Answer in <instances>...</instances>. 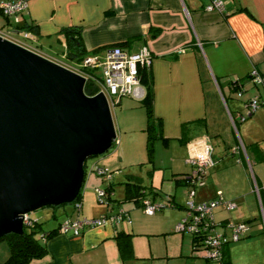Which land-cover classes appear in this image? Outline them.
<instances>
[{"label":"crops","instance_id":"1","mask_svg":"<svg viewBox=\"0 0 264 264\" xmlns=\"http://www.w3.org/2000/svg\"><path fill=\"white\" fill-rule=\"evenodd\" d=\"M210 1L28 0L19 23L33 24L36 30L30 40L48 57H62L67 39L58 31L67 25H81L87 50L116 41H125L129 51L147 46L152 53L154 114L161 117L167 138L154 140L163 151L159 158H151L152 164L146 162V179L143 171L123 172L122 157L105 151L92 164L117 173L108 180L100 177L106 181L104 186L94 180L92 188L87 172L82 189H88V194L85 199L82 192L79 210L70 203L37 211L32 218L43 222L44 231H55L45 238L46 252L29 264H206L204 257L192 252V236L175 228L185 214L187 198L181 176L193 169L186 160L188 145L202 141V136L210 142L213 138L217 151L212 148L213 163L205 171L204 183L195 186L194 199H207L221 190L234 206L219 204L214 219L249 224L244 236L223 245L224 258L228 264H264V102L252 111L247 107L252 96L264 98L263 88L247 78L252 68L264 73V0H223L221 10L207 9ZM0 15V30H7L8 21ZM234 80L240 82L239 90L232 86ZM143 93L140 82L136 93L120 97L122 108L133 109L130 101ZM188 121L183 141L182 123ZM138 123L145 127L146 113L145 123ZM135 178L145 186L146 197L162 201L153 214L132 201H121L125 182ZM97 186L111 188L105 209L93 198ZM44 209L59 217L45 222ZM118 209L128 218L88 226L79 234L56 230L66 215L98 217ZM118 234L122 244L130 245L128 254L122 252ZM0 249V255L6 254L5 248Z\"/></svg>","mask_w":264,"mask_h":264},{"label":"water","instance_id":"2","mask_svg":"<svg viewBox=\"0 0 264 264\" xmlns=\"http://www.w3.org/2000/svg\"><path fill=\"white\" fill-rule=\"evenodd\" d=\"M84 83L60 61L0 34V235L20 232L24 214L72 201L87 158L116 138L106 96L88 95Z\"/></svg>","mask_w":264,"mask_h":264},{"label":"built area","instance_id":"3","mask_svg":"<svg viewBox=\"0 0 264 264\" xmlns=\"http://www.w3.org/2000/svg\"><path fill=\"white\" fill-rule=\"evenodd\" d=\"M28 0H0V13L8 21L7 30H0L4 37L21 44L27 48L38 51L35 46L29 44L33 33L26 27H21L19 16L25 10ZM207 9H222L223 0H211ZM66 50L62 53V59H56L81 74L93 89L94 95L102 92L111 107L123 95L136 93V87L140 83V74L144 68L151 66L152 53L147 46H140L137 50L129 51L124 46L117 44H105L86 52L81 59L67 57ZM247 78L254 84L260 85L264 90V73L256 68L249 70ZM233 87L239 90L241 86L238 80H234ZM85 92V91H84ZM86 93V92H85ZM240 93V91H239ZM264 102V98L252 96L247 101L250 111ZM244 118L243 114H240ZM117 138V137H116ZM200 142H190L186 160L192 164L193 169L184 175L187 186V198L185 200V214L176 224V230L189 233L193 238L192 252L202 256L206 264H228L223 254V245L229 241L238 240L246 234L249 224L246 221L226 220L217 222L214 219V208L223 203L232 208L234 203L225 200L222 191L217 190L210 198L195 200V186L204 183V174L208 166L213 163L212 144L209 139L202 136ZM89 171H94L108 180L116 170L97 163L91 164ZM87 172L88 169L86 168ZM264 192V186H263ZM100 201H106L107 190L104 187H95ZM142 208L148 214H153L162 204L149 197L142 199ZM79 207V203H76ZM127 217L123 209L113 213H105L98 217L65 216L57 226V231L79 234L85 227L103 224L107 221L118 222ZM128 218V217H127ZM29 221V214H24V222Z\"/></svg>","mask_w":264,"mask_h":264},{"label":"trees","instance_id":"4","mask_svg":"<svg viewBox=\"0 0 264 264\" xmlns=\"http://www.w3.org/2000/svg\"><path fill=\"white\" fill-rule=\"evenodd\" d=\"M22 26L26 27L27 29H30L31 31L36 30V28L31 23L21 25V27ZM58 33L63 34L67 39L66 55L68 58L79 60L86 52L89 51L83 46V42L81 38V25L63 26L59 29ZM70 36H73L76 39V41L70 40L69 39ZM124 43L125 41L114 42V44L121 46H123ZM140 82L144 87V93L139 100H140V104L144 107L146 113V123L144 129L146 131V147L148 151V156L149 159H151V155L153 153L154 140L160 138L162 139L163 142L167 141V138L163 135L162 119L161 117L156 116L154 114V109H153L154 92L152 85L151 66H149L148 68H144L141 71ZM84 91L86 93H92L93 89L90 87L88 83H86L84 85ZM119 100L117 102H120ZM195 121L197 122V120ZM189 123L190 121L182 123V135L180 139L183 141L185 139L184 136L187 131V126ZM116 143H117V139L115 138L110 147H113ZM252 146H254V144H252ZM181 178L184 180L186 184L185 177L181 176ZM106 190H107L106 201L108 203L111 197L110 186H107ZM82 192L83 190L81 188V190L78 192L76 197L69 202L73 205L74 210H79L81 207ZM144 197H146L145 186L137 178L132 180H127L125 182V195L123 199H121V201H132L135 204L142 205V199ZM168 202L169 201L167 200V203ZM76 203H79V207H76ZM59 205H51V206L57 207ZM66 216L71 217L70 215H66ZM42 223H43L42 221L29 216V221L24 222L22 230L20 232L9 231L4 234H1L0 241L3 240L6 241L9 247V253L5 259L0 260V264H29L34 259L41 257L46 252L45 238L50 236L55 231V230L44 231L42 227ZM118 237L122 252L128 254V252H130V245L127 242H124L122 244V240H121L122 237H120L119 234Z\"/></svg>","mask_w":264,"mask_h":264},{"label":"rangeland","instance_id":"5","mask_svg":"<svg viewBox=\"0 0 264 264\" xmlns=\"http://www.w3.org/2000/svg\"><path fill=\"white\" fill-rule=\"evenodd\" d=\"M2 16L0 15V21H2ZM1 28V27H0ZM43 42V41H41ZM29 44H31L32 46H34V42L29 40ZM44 45V42H43ZM55 49H57V47H55ZM42 50V49H41ZM44 51V50H42ZM60 49L56 52L59 53ZM59 57L61 58V54H59ZM62 59V58H61ZM123 100L127 101V100H131L130 98L128 99L127 97L124 98L122 97ZM140 98H132L133 102L130 101V103H133V109H131L130 111H126L127 109L122 108V106L124 105L123 102H115L111 107V114L113 117V121L115 122V133H116V139H117V143L113 146L110 147L108 149V151H106L105 153H111L114 154L115 152H117L119 155V157H122V164L123 166L121 167L123 172L127 171V170H131V171H136V172H140L143 171L142 174L145 176L146 179V162H148V164H152L151 162L153 160L149 159L148 156V151H147V147H146V131L144 128H142V124L138 123L139 120L140 121H144L145 123V109L144 107L140 104ZM133 120V121H132ZM119 121V122H118ZM159 141H156L154 147V152L151 155V158H159V153L160 151H163V149H160L162 147H160V143H158ZM212 143V147H213V151L216 152L217 151V143L215 140H211ZM158 144V145H157ZM159 146V147H158ZM109 153V154H110ZM104 153L92 156L87 158L86 160V167L88 166V173L91 174L92 177H90V181L88 183V185H92L91 187L93 188V184L92 182L95 180L94 183L99 182L100 186H104L106 181H103L102 178H100L101 176L96 174V172L94 171H89V168L91 167L90 165L93 163L92 161L95 160L96 158H99L100 156H103ZM142 159V160H139ZM139 160V161H138ZM156 170V169H155ZM117 173V172H115ZM141 173V172H140ZM88 174V175H89ZM124 175V174H122ZM89 178V177H88ZM118 179L120 178H116L115 182L118 181ZM89 180V179H87ZM85 186L83 185V189ZM82 189V190H83ZM87 191V192H86ZM86 191H83L84 193V198L86 199V196L88 194V189ZM94 199H95V203L97 204V206H99L100 209H105L107 207V204L105 201H100L97 197L96 191H95V187H94ZM160 194H162L161 191H159ZM116 194H121L120 190L116 191ZM162 201H160L161 203ZM69 202L64 203L59 205L60 207L65 205V206H69ZM49 207V205H45L42 206L40 208H37L33 211L30 212L31 217H34L35 213H37V211L41 212V208H46ZM51 206V205H50ZM143 210V209H142ZM144 211V210H143ZM44 215L43 219H47L45 222H52L55 219H57L56 217H59V214L57 213L56 217H52L51 215V211L50 210H45L44 209ZM41 214V213H40ZM44 222V223H45ZM6 246L8 250H6ZM0 248H5L6 254L0 255V260H3L7 257L8 253H9V247L6 243L5 240L0 241ZM2 249H0L1 251Z\"/></svg>","mask_w":264,"mask_h":264}]
</instances>
